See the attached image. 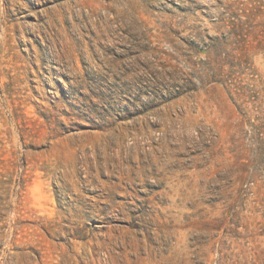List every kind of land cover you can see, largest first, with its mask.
<instances>
[{"label": "rangeland", "instance_id": "obj_1", "mask_svg": "<svg viewBox=\"0 0 264 264\" xmlns=\"http://www.w3.org/2000/svg\"><path fill=\"white\" fill-rule=\"evenodd\" d=\"M0 264H264V0H0Z\"/></svg>", "mask_w": 264, "mask_h": 264}, {"label": "trees", "instance_id": "obj_2", "mask_svg": "<svg viewBox=\"0 0 264 264\" xmlns=\"http://www.w3.org/2000/svg\"><path fill=\"white\" fill-rule=\"evenodd\" d=\"M229 82H230V81H225V83H227V84H229ZM230 91L232 92V89H231V90L229 89V92H230ZM233 92H234V91H233ZM235 92H236L237 95H240V93H238V91H235Z\"/></svg>", "mask_w": 264, "mask_h": 264}]
</instances>
